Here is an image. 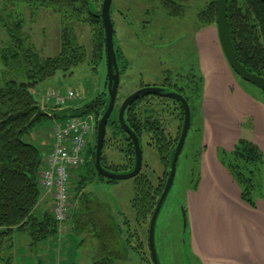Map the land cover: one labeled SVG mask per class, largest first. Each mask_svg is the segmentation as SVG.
<instances>
[{
	"label": "rangeland",
	"instance_id": "1",
	"mask_svg": "<svg viewBox=\"0 0 264 264\" xmlns=\"http://www.w3.org/2000/svg\"><path fill=\"white\" fill-rule=\"evenodd\" d=\"M0 1V12L3 9H6V13L13 11L24 19L22 25L26 44L33 46L41 56L53 58L59 54L62 33L66 26L72 29L76 43L90 51V24L66 21L62 17L67 9L65 3L60 5V13L52 9H41L37 15L32 16L22 4L16 2L15 6L9 0L4 3V0ZM211 1L213 0H189L182 17L168 16L157 2L151 0H112L110 8L114 40L121 55L120 86L113 115L118 116L122 100L128 95L143 87L153 86H164L166 92L180 87L188 96L192 108L190 128L178 158L174 183L156 220L154 242L159 264H240V254L231 252L236 248L232 245V240L226 237L222 247L229 252L221 254L222 258L216 259L218 261L215 258L201 260L199 253L192 250V229L187 226L186 232H183L182 207L188 214L190 209L200 212L204 208H208V211L221 208L224 211V220L236 222L238 217L231 213V210L236 211V200L226 174L218 167L220 156L229 154L233 142L239 140L255 143L264 152V92L242 81L232 72L222 56L216 28L204 26L197 21L198 14ZM90 2L91 9L95 7L101 11L103 0ZM80 16L83 19L88 18L86 12ZM6 42V32L0 25V49ZM2 71L0 62V78ZM106 80V58L97 65H92L86 59L70 72H57L53 78L40 84L33 94L47 112L52 107L55 112L68 108L75 110L98 95L104 93L107 97ZM49 90L62 93L69 90L74 93V97L66 100L60 109L56 108L58 106H46L43 103ZM148 98L141 104H151L155 110L154 119L159 121L165 135L177 139L183 123L179 105L169 99L153 96ZM70 116L72 115L67 114L64 120H68ZM77 116L93 120V132L87 138L88 143L94 146L97 125L94 114ZM54 120L44 119L24 137L25 142L39 149L42 157L46 154L43 153V143L51 139L50 128ZM147 139L144 135L140 174L148 175L154 185L164 184L169 170L161 164L156 151L146 145ZM48 143L51 144V140ZM124 146L119 137L111 138L110 129L107 127L102 151L104 165H124ZM81 168L75 170L71 180L69 203L73 212L78 207L75 189L81 179L79 175H85ZM92 178L94 181L85 191L92 193L94 199L109 212L114 224L121 229L120 249L123 257L116 264H153L148 247L150 220L139 223L132 208L134 179L108 184L94 175ZM41 192L43 200L41 199L39 212L48 209L52 214L51 197L42 188ZM190 193L193 195L189 196ZM252 198L256 207H264L263 183L253 192ZM46 200L49 206L43 203ZM240 202L249 206L242 199ZM257 217L258 215L252 224L262 231L264 221ZM198 218L201 219V214ZM71 220L70 214L58 225L56 242L50 241L46 244L49 246L45 247L41 245L36 252L29 250L26 237L15 238L14 247L0 253V263L91 264L98 243L87 238L85 245L78 246L86 235L73 234ZM238 223L241 224V221L235 224ZM232 226L233 224H225L223 230H230ZM255 241L259 242L256 239ZM194 246L200 247V244L196 243ZM250 264H264V253L254 252L250 257Z\"/></svg>",
	"mask_w": 264,
	"mask_h": 264
},
{
	"label": "trees",
	"instance_id": "2",
	"mask_svg": "<svg viewBox=\"0 0 264 264\" xmlns=\"http://www.w3.org/2000/svg\"><path fill=\"white\" fill-rule=\"evenodd\" d=\"M151 1L157 2L168 16L182 17L189 0ZM16 2L26 7L32 16L37 15L41 9H52L60 13V5L65 3L67 9L62 17L66 21L90 24L92 37L90 51H87L76 43L72 29L65 25L59 54L53 58H45L33 46L26 44L22 25L24 19L13 11L6 13V9H3L0 12V25L7 35V42L0 49V62L3 66L0 78V253L11 250L15 245V238L26 237L29 250L36 252L41 245L45 247L49 246L46 244L50 241L56 242L58 235L59 224L49 210L39 212L42 155L36 146L25 142L24 137L46 118L56 121L64 119L67 114L73 117L92 113L97 123L108 104L103 93L75 110L68 108L55 112L50 107L47 112L33 94L40 84L53 78L57 72H70L86 59L92 65H97L106 58L101 11L95 7L91 9L90 0H9L14 5ZM206 6L198 14L197 21L204 26L216 27L215 0ZM82 11L86 12L87 19L80 16ZM227 20L237 60L248 72L264 78V5L259 0H228ZM117 59L119 63V49ZM181 93L191 113L190 100L183 90ZM148 97L132 102L124 120L139 137L141 145L144 135L147 136L146 145L156 151L161 164L169 170L180 132L175 140L165 135L159 121L154 119L155 110L152 105L141 104ZM179 107L181 109L180 103ZM113 114L114 111L107 127L110 129L111 138L119 137L123 141L125 146L122 152L126 163L121 166H106L104 158L101 157V164L112 172H129L134 167L133 145L120 127L117 114ZM181 127L180 125V129ZM85 156L86 162L81 166L83 168H78L83 169L85 175H79L81 179L75 189L78 207L74 212L71 211L72 233L76 236L86 235L78 246L85 245L87 238L97 241L98 246L92 255L91 264H116L123 257L120 249L121 229L114 224L109 212L94 199L92 193L85 191L94 181L93 175L108 184L115 181L106 180L97 174L95 145L87 144ZM220 162L238 186L241 199L250 207H255L253 192L261 187V183L264 184V154L259 147L250 141L239 140L229 154L220 156ZM134 182L132 208L140 223L150 220L165 183L154 185L148 175L140 173L134 178ZM11 259L12 257L9 260Z\"/></svg>",
	"mask_w": 264,
	"mask_h": 264
},
{
	"label": "water",
	"instance_id": "3",
	"mask_svg": "<svg viewBox=\"0 0 264 264\" xmlns=\"http://www.w3.org/2000/svg\"><path fill=\"white\" fill-rule=\"evenodd\" d=\"M264 5V0H259ZM216 2V31L218 41L224 55V58L235 75H237L242 81L249 83L260 91L264 92V78L254 75L248 72L237 60L233 45L230 38L228 20H227V2L228 0H215ZM112 0H103L100 12V18L102 21L104 35H105V55L107 66V99L108 104L104 113L100 116L96 125V142H95V170L102 178L110 181H123L128 179H134L139 175L142 169V145L139 137L134 133L129 126L125 123L124 117L130 104L135 100L146 97L154 96L172 101H178L180 103L183 112V123L181 132L176 143L175 151L171 160V165L167 174L166 182L162 194L157 201L156 207L150 218L148 227V247L151 254L153 264H159L156 256L154 232L156 220L161 210V207L166 200L171 187L174 183L176 168L179 155L185 143V139L190 128L191 113L190 108L185 98L175 92H166L163 87H143L130 95H128L121 103L118 112V122L123 131L127 134L130 142L133 145L134 150V167L129 172L116 173L106 170L101 164L102 151L105 142L106 129L108 120L114 111L116 99L120 86V69L117 59L118 47L115 44L114 36L115 31L110 16ZM182 223L183 232H186L188 226L187 213L182 207Z\"/></svg>",
	"mask_w": 264,
	"mask_h": 264
},
{
	"label": "built area",
	"instance_id": "4",
	"mask_svg": "<svg viewBox=\"0 0 264 264\" xmlns=\"http://www.w3.org/2000/svg\"><path fill=\"white\" fill-rule=\"evenodd\" d=\"M72 97L74 93L69 90L66 93L49 90L43 104L60 109ZM92 129L93 120L83 116L58 119L51 125L52 144L42 157L39 185L51 197V215L58 224H62L71 214V180L75 170L85 163L87 137L93 132Z\"/></svg>",
	"mask_w": 264,
	"mask_h": 264
},
{
	"label": "crops",
	"instance_id": "5",
	"mask_svg": "<svg viewBox=\"0 0 264 264\" xmlns=\"http://www.w3.org/2000/svg\"><path fill=\"white\" fill-rule=\"evenodd\" d=\"M213 27V26H212ZM216 28V27H215ZM217 35V31H216ZM218 40V36H217ZM219 44V41H218ZM220 47V44H219ZM221 50V47H220ZM222 53V50H221ZM224 58V55L222 53ZM225 60V58H224ZM226 62V60H225ZM227 64V62H226ZM228 66V64H227ZM230 68V67H229ZM51 139H47L45 143H43V153H47L51 147L50 142ZM52 142V140H51ZM234 142L231 145L230 149L232 150L234 146ZM255 144V143H254ZM263 152V151H262ZM264 154V152H263ZM227 177L228 185L232 187L234 192V200L236 203V211L231 213L238 217L236 222H230L223 219L224 211L221 208L217 209H209V211L204 208V211H197L190 209V214L187 213L188 218V227L192 229V250L199 253V257L201 260H208L209 258H222L221 254L229 252V250H225L222 247V243L224 241V237L230 238L232 240V245L236 248V250L231 251L236 253V255L240 254L239 259L241 260L240 264H250V257L254 252H263L264 253V229L260 231L256 228L255 225L252 224L253 219H256V215H258V219L264 221V207L261 209L257 206L254 208L250 206H246L240 202V190L236 183L233 181L232 177L226 170V168L219 162L218 166ZM202 190V188H201ZM193 195L192 193L189 194ZM43 195L41 194V199L43 200ZM46 206H49V202L46 200L43 202ZM42 204H40L41 206ZM48 210V209H47ZM201 214V219L198 218V215ZM241 221V224H245L242 226L240 223L235 224ZM225 224H233L230 230L224 231L223 227ZM259 240L258 241H255ZM235 241V242H234ZM199 243L200 247L194 246V244ZM238 245H236V244ZM202 261V262H203ZM218 261V260H216Z\"/></svg>",
	"mask_w": 264,
	"mask_h": 264
},
{
	"label": "flooded vegetation",
	"instance_id": "6",
	"mask_svg": "<svg viewBox=\"0 0 264 264\" xmlns=\"http://www.w3.org/2000/svg\"><path fill=\"white\" fill-rule=\"evenodd\" d=\"M161 87H163L164 88V86H161ZM181 91H182V89L179 87H176L175 88V92H177V93H179V94H181L182 96H184L182 93H181ZM150 97V96H149ZM154 97V96H153ZM156 98H159V97H156ZM159 99H163V98H159ZM173 102H175V103H177L176 101H173ZM178 105H179V103H177ZM104 147H105V142H104Z\"/></svg>",
	"mask_w": 264,
	"mask_h": 264
}]
</instances>
